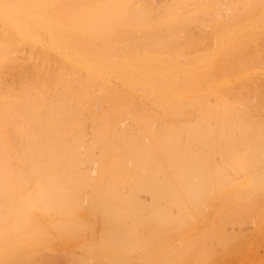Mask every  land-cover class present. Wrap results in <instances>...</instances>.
I'll return each mask as SVG.
<instances>
[{"label": "bare ground", "instance_id": "obj_1", "mask_svg": "<svg viewBox=\"0 0 264 264\" xmlns=\"http://www.w3.org/2000/svg\"><path fill=\"white\" fill-rule=\"evenodd\" d=\"M198 230L263 235L264 0H0V264H189Z\"/></svg>", "mask_w": 264, "mask_h": 264}, {"label": "rangeland", "instance_id": "obj_2", "mask_svg": "<svg viewBox=\"0 0 264 264\" xmlns=\"http://www.w3.org/2000/svg\"><path fill=\"white\" fill-rule=\"evenodd\" d=\"M246 226V225H245ZM247 226H249V228L247 227ZM246 227H244V226H236L235 227V229L233 228V232H235V233H232V229H231V226H228L229 227V229H227V231H229V230H231L230 232H231V234L232 235H237L238 234V232L240 231L241 232V234H243V233H245V231H247V233H245V235H248V236H250V237H255L256 236V234H257V232L258 231H256V228H255V226L253 227V228H251L252 230H249L250 229V225H247ZM242 227H244V228H242ZM239 228H242V229H240L239 231L237 230V229H239ZM246 228V229H245ZM249 231H248V230ZM242 230L244 231V232H242ZM201 231V232H200ZM200 231L198 230V231H187V232H183V233H181L182 234V236H185V233H186V236H185V239H183L182 241H188L187 242V244H186V246L188 245V246H190V248L192 247V249H190V252H191V250H193L191 253H189V257H190V254H191V256L194 254V256H192V259L191 260H189V262L191 263V264H222V262H224V264H230V262H231V264H264V239L262 240V238H264V230L262 231V233H263V235L262 236H260V238H261V241H260V238H259V244H258V242H256V244H252L250 247L248 246V245H239L240 247H235L234 248V250H233V248H232V250L230 251V252H228L227 254H225L224 255V251H225V253L227 252V250H226V247H221V248H219V246H221V245H212V243L210 242V240H209V243L208 244H206V243H194V241H195V239L197 238V236L198 235H200V233H201V235L202 234H206L205 233V231L204 230H201L200 229ZM250 231H252V232H250ZM254 231H256V233L254 232ZM197 232H200V233H197ZM251 233V235H250V233ZM196 233H197V235H196ZM253 233H255V234H253ZM261 233V231H259V233L258 234H260ZM261 233V234H262ZM189 234V235H188ZM190 234H192V235H190ZM193 234H194V236L195 237H193ZM231 234H229V235H231ZM253 234V235H252ZM188 235V236H187ZM239 235V234H238ZM258 236V235H257ZM208 242V241H207ZM261 242V243H260ZM179 243H180V241H179ZM184 244H185V242H183ZM190 244V245H189ZM199 244V245H198ZM202 244V245H201ZM201 245V247L203 246V248L201 249L199 246ZM205 245H207V247L205 246ZM210 246H211V249H212V251L213 252H211V250H209V249H207V248H210ZM237 246V245H236ZM232 247V246H231ZM231 247H229V249L231 248ZM152 247H149V249H151ZM196 248V249H195ZM199 248V249H198ZM237 248V249H236ZM246 248H250V249H252L253 250V252H252V250L251 251H249L248 249H246ZM207 249V250H206ZM223 249H225L224 251H223ZM228 249V248H227ZM228 249V250H229ZM76 250V249H75ZM147 250H148V248H147ZM153 249H151V250H148V252L150 253V254H152L153 253V251H152ZM220 250H222L223 252H221L223 255H221L220 254ZM77 251L79 252L80 250L79 249H77ZM179 251H181V249L179 250ZM182 251H187L186 253H188V250H186V248H184V249H182ZM199 251H201V252H199ZM203 251V252H202ZM207 253H206V252ZM210 251V252H209ZM235 251V252H234ZM251 252V253H250ZM178 254H179V252H177ZM182 253V252H181ZM196 253V254H195ZM200 255H199V254ZM203 253V254H202ZM211 253V254H210ZM241 253V254H240ZM257 255H256V254ZM206 254V255H205ZM209 254V256H210V258H209V256H207ZM230 254H232V255H230ZM234 254V255H233ZM250 254V255H249ZM252 254H255L254 255V257H253V255ZM185 255V254H184ZM188 255V254H187ZM196 255H197V257H200L201 256V258H198L197 259V257H196ZM199 255V256H198ZM203 255H205V258H204V256ZM238 255V256H237ZM239 255H241V256H239ZM249 255V256H248ZM222 257V258H219V257ZM233 256H235L234 258H233ZM248 256V257H247ZM256 256V257H255ZM218 258V260L217 259H215V258ZM246 257V258H245ZM202 258H204L205 260H201ZM207 258V259H206ZM210 260H212V261H210ZM232 258V259H231ZM249 258H250V260H249ZM196 259V260H195ZM229 259V260H228ZM64 260V259H63ZM199 260H201V261H199ZM219 261V262H217V261ZM249 260V261H248ZM253 260H255V261H253ZM36 261V262H35ZM55 261V262H54ZM73 261V263H75V264H78V263H76L77 261H79V260H72ZM207 261V262H206ZM245 261H247V262H245ZM251 261H253V262H251ZM30 263L29 264H34V262H35V264H71L72 262H70V261H67V260H64V261H62V260H59V261H57V260H49V261H38V260H30L29 261ZM32 262V263H31ZM39 262V263H38ZM83 263V262H85V261H83L82 262V260L81 261H79V263ZM95 262H97V263H99V264H103V262H99V261H89V264L91 263V264H94ZM116 262V261H115ZM204 262V263H203ZM245 262V263H244ZM21 263V262H20ZM20 263H17V264H20ZM97 263H95V264H97ZM112 264H113V262H111ZM110 263V264H111ZM117 264H132V262H124V261H119V260H117V262H116ZM189 263V264H190ZM9 264H14V263H9ZM22 264H25V263H22ZM26 264H28V261L26 262ZM85 264V263H84ZM88 264V263H87ZM109 264V263H108ZM133 264H137V262L135 263H133ZM138 264H140V263H138Z\"/></svg>", "mask_w": 264, "mask_h": 264}]
</instances>
